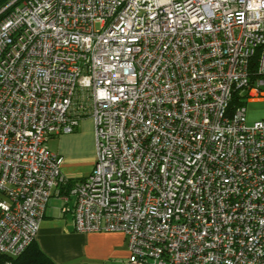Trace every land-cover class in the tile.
<instances>
[{"label": "built area", "instance_id": "2783aa9c", "mask_svg": "<svg viewBox=\"0 0 264 264\" xmlns=\"http://www.w3.org/2000/svg\"><path fill=\"white\" fill-rule=\"evenodd\" d=\"M9 7L0 253L23 254L67 186L76 231L124 233L126 264H264V117L247 110L264 97V0ZM235 95L247 103L233 108ZM88 117L95 164L73 180L49 140Z\"/></svg>", "mask_w": 264, "mask_h": 264}, {"label": "crops", "instance_id": "0c3cea01", "mask_svg": "<svg viewBox=\"0 0 264 264\" xmlns=\"http://www.w3.org/2000/svg\"><path fill=\"white\" fill-rule=\"evenodd\" d=\"M251 120L264 117V97L249 102ZM52 151L64 157L63 172L73 180L87 177L95 164L96 137L93 118H85L76 131L58 134L49 140ZM67 186L50 197L36 238L40 248L57 264H126L129 257L127 237L118 231L77 232L73 209L75 199Z\"/></svg>", "mask_w": 264, "mask_h": 264}, {"label": "trees", "instance_id": "16d2710c", "mask_svg": "<svg viewBox=\"0 0 264 264\" xmlns=\"http://www.w3.org/2000/svg\"><path fill=\"white\" fill-rule=\"evenodd\" d=\"M9 1L10 0H0V10ZM10 9L11 7L3 11L0 14V17L7 14ZM246 103V100H243L240 98V96L235 95L232 100L231 106L235 108ZM9 260L12 262V264H57L40 248L36 241H34L23 254L16 258L0 253V264H6Z\"/></svg>", "mask_w": 264, "mask_h": 264}, {"label": "rangeland", "instance_id": "374dc122", "mask_svg": "<svg viewBox=\"0 0 264 264\" xmlns=\"http://www.w3.org/2000/svg\"><path fill=\"white\" fill-rule=\"evenodd\" d=\"M97 27H99V24L97 25ZM250 108H251L250 104L247 103V110L250 111Z\"/></svg>", "mask_w": 264, "mask_h": 264}]
</instances>
